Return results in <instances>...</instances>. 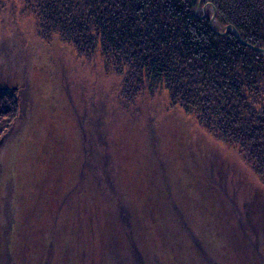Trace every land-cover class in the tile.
Returning <instances> with one entry per match:
<instances>
[{
  "label": "rangeland",
  "instance_id": "374dc122",
  "mask_svg": "<svg viewBox=\"0 0 264 264\" xmlns=\"http://www.w3.org/2000/svg\"><path fill=\"white\" fill-rule=\"evenodd\" d=\"M0 74L5 84L27 88V107L0 139V264L6 248L14 264H107L96 202L70 194L82 141L65 85L77 108L81 96L85 105L104 103L110 149L137 223L146 232L142 241L166 256L167 264H244L248 253L252 264H264V184L231 145L207 133L181 106L169 105L164 90L144 93L130 109H122L116 99L119 78L57 39H39L19 0H11L1 13ZM157 165L170 171L172 194L189 213V226L201 243L196 249L179 228L176 237L189 250L187 259L157 216L151 189ZM208 178L234 204L232 216L222 203L224 222L217 196L207 192ZM226 222L228 236L237 235V256L226 238Z\"/></svg>",
  "mask_w": 264,
  "mask_h": 264
},
{
  "label": "trees",
  "instance_id": "16d2710c",
  "mask_svg": "<svg viewBox=\"0 0 264 264\" xmlns=\"http://www.w3.org/2000/svg\"><path fill=\"white\" fill-rule=\"evenodd\" d=\"M10 1L0 0V21ZM19 1L22 11L32 16L39 39H57L69 45L77 57L97 61L105 74L119 78L116 99L122 109H130L144 93L164 90L169 105L181 106L207 133L231 145L264 184V52L240 42L230 29L224 34L213 31L208 22L210 6L205 17H198V0ZM206 2L216 8V30L232 24L245 41L264 47V0H201L200 6ZM64 89L74 106L82 141L78 179L70 194L76 192L79 199L90 197L96 202L104 223V259L107 264H167L166 256L163 259L144 240L146 232L137 223L110 149L104 103L91 100L85 105L81 96L82 105L77 108L68 85ZM26 90L5 84L0 74V139L27 107L23 102ZM158 167L151 174L157 216L187 259L191 255L176 237L177 231L184 228L196 249L201 243L189 226V213L172 194L175 185L170 171ZM206 188L217 196L220 220L224 222L222 203L234 216V204L220 185L209 179ZM228 226L226 222L227 236ZM226 238L237 256V235ZM248 257L244 264H252L250 253ZM4 258L2 264H14L8 248Z\"/></svg>",
  "mask_w": 264,
  "mask_h": 264
},
{
  "label": "water",
  "instance_id": "95a60500",
  "mask_svg": "<svg viewBox=\"0 0 264 264\" xmlns=\"http://www.w3.org/2000/svg\"><path fill=\"white\" fill-rule=\"evenodd\" d=\"M200 4H201V0H198V1H197L196 8H195V15L198 16V17H205V16H206V8H207L208 6H210L211 9H212V12H211V15H210V17H209V19H208V22H209V26H210V28H211L213 31H215V32H217V33H219V34H224V33H226V32L230 29V30L233 31L234 35L236 36V38H237L240 42H242V43H244V44H246V45H248V46H250V47H252V48H254V49H256V50H259V51H261V52H264V47L255 46V45L250 44L249 42L245 41V40L241 37V35H240L239 31L237 30V28H236L235 26H233L232 24H227V25H225V27H224V29H223L222 31L216 30V29L213 27V20H214V18H215V14H216V8H215V6H214L211 2H206L205 4L202 5V7H201V12H202V13L200 14V12H199V11H200Z\"/></svg>",
  "mask_w": 264,
  "mask_h": 264
}]
</instances>
